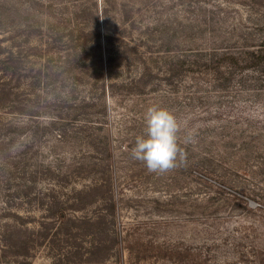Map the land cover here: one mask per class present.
Listing matches in <instances>:
<instances>
[{"label": "rangeland", "instance_id": "obj_1", "mask_svg": "<svg viewBox=\"0 0 264 264\" xmlns=\"http://www.w3.org/2000/svg\"><path fill=\"white\" fill-rule=\"evenodd\" d=\"M263 40L264 0H0V264H264V74L178 59ZM152 104L162 174L131 154Z\"/></svg>", "mask_w": 264, "mask_h": 264}, {"label": "clouds", "instance_id": "obj_2", "mask_svg": "<svg viewBox=\"0 0 264 264\" xmlns=\"http://www.w3.org/2000/svg\"><path fill=\"white\" fill-rule=\"evenodd\" d=\"M146 134L137 136L131 150L133 159L145 163L149 172L165 173L186 163V152L180 145L181 124L172 111L150 105L144 115ZM191 134L185 138L188 143Z\"/></svg>", "mask_w": 264, "mask_h": 264}, {"label": "trees", "instance_id": "obj_3", "mask_svg": "<svg viewBox=\"0 0 264 264\" xmlns=\"http://www.w3.org/2000/svg\"><path fill=\"white\" fill-rule=\"evenodd\" d=\"M201 54L205 55L201 57V59L204 58V66L213 70V75L215 76L214 83L217 86H225L231 79H235L237 76H239V85L242 83L250 85V82L254 81L253 79L245 78V75L249 73L253 75L255 73L264 74V40L258 45H247L237 50L217 48L208 53H195L192 54L194 56L192 60L188 59L187 55H178V59L180 62L189 60L190 63L196 64L200 60L198 55ZM101 180L105 181L104 179ZM101 180L93 177L91 186L100 183ZM111 203L112 206H115V201L111 200ZM2 241L4 240L2 239ZM194 257V264H210L208 261L216 259V255L210 253V251L204 254L195 252ZM0 260H2L1 256Z\"/></svg>", "mask_w": 264, "mask_h": 264}]
</instances>
